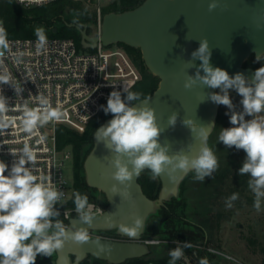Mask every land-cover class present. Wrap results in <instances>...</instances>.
Instances as JSON below:
<instances>
[{
	"label": "clouds",
	"instance_id": "obj_1",
	"mask_svg": "<svg viewBox=\"0 0 264 264\" xmlns=\"http://www.w3.org/2000/svg\"><path fill=\"white\" fill-rule=\"evenodd\" d=\"M219 6L220 0H210L208 11L213 12ZM261 27L264 25L257 23V28ZM35 36L37 51L44 50L48 43L45 29L37 27ZM11 51L7 30L0 23V85L12 87L19 96L24 89L4 68V57ZM211 54L209 41L201 39L199 47L191 53V59L186 61L189 68L196 67L194 61L197 59L201 63L196 67L195 75L187 73L184 88H211L214 91L205 94L206 98L201 102L207 99L228 109L226 115H229L231 127L219 128L217 143L245 153L238 174L248 177L253 207L260 212L264 210V53L256 54V62L261 66L251 78L239 72L230 75L220 67H213ZM19 58L18 55L16 59ZM233 91L241 97L240 108L231 99ZM150 99L125 85L122 92L113 90L106 106H100L112 118L95 131V141L102 143L111 154L110 176L116 183L110 190L113 196L119 195L121 201L132 207L131 185L145 170L153 181L164 175L175 181L192 173L194 180L204 182L220 166L216 152L208 145L210 131L207 125H200L191 118H184L181 123L190 129L192 139L199 142L198 148L187 144L174 151L170 141L162 142V134L176 126L179 113L172 112L167 119V128L161 127L155 108L149 104ZM40 105L33 109L26 104L22 109V126L28 134L38 126L62 117L60 110L53 108L47 99L41 97ZM12 110L9 98L0 89V130L7 127L9 122L4 117ZM8 151L13 157L11 165L0 160V264H36L38 255L52 257L68 243L95 244L101 252L110 253L101 238L93 237L89 231L97 217L93 211L95 205L89 202L88 195L78 191L73 193L75 224L66 225L60 219L61 212L57 207L64 206L66 193L49 178L35 174L37 158L33 149L25 144L18 152ZM238 199V193L231 194L225 200L226 208H232ZM118 227L129 238H136L145 228V218L134 215L131 223L121 222ZM152 243L159 241L152 240ZM191 247L189 241L177 242L176 247L169 250L168 264H177L184 257L185 249ZM199 264H209V261L203 258Z\"/></svg>",
	"mask_w": 264,
	"mask_h": 264
},
{
	"label": "water",
	"instance_id": "obj_2",
	"mask_svg": "<svg viewBox=\"0 0 264 264\" xmlns=\"http://www.w3.org/2000/svg\"><path fill=\"white\" fill-rule=\"evenodd\" d=\"M209 2L143 0L133 8L105 13L100 26L97 23L90 25L91 32H88V23H69L80 30L84 48H96L99 42L106 46L122 42L141 50L147 68L160 78L158 87L147 97H151L149 104L155 108L161 127L167 128V119L172 112L179 113L176 126L167 129L161 137L162 142L172 143L174 151L187 144L199 147V142L192 139L190 129L182 125L184 118L207 125L208 138L215 128L211 124L217 122L219 105L207 99L201 102L206 98L205 94L214 90L199 86L191 90L184 88L187 73L195 75L196 67L201 63L197 59L194 61L196 67L189 68L186 62L199 47L200 40L206 38L209 41L212 66L220 67L230 75L239 72L251 78L255 70L245 66V61L252 55L256 57V54L264 53V27L257 28V23L264 25V0H220V6L213 12L208 11ZM111 118L109 115L101 125ZM110 158L111 154L103 144L95 141L94 132L93 147L84 160L85 178L90 187L105 194L108 207L96 215L97 219L89 230H113L120 237H100L110 253L101 252L95 244L68 243L55 258L44 263L39 262V255L36 264H80L91 257L120 264L151 252L152 240L143 238L147 222L166 202L174 197L180 198V185L186 175L175 181H170L167 175L159 178L161 188L156 198L144 192L138 177L130 188L134 201L132 207L121 201L119 195L113 196L110 190L116 183L110 176ZM134 215L145 218V228L140 236L129 238L118 225L131 223ZM74 219L72 217L68 224H75Z\"/></svg>",
	"mask_w": 264,
	"mask_h": 264
},
{
	"label": "built area",
	"instance_id": "obj_3",
	"mask_svg": "<svg viewBox=\"0 0 264 264\" xmlns=\"http://www.w3.org/2000/svg\"><path fill=\"white\" fill-rule=\"evenodd\" d=\"M55 0H16L24 7L48 4ZM94 6L96 23L101 25L105 7L113 0H75ZM105 2V3H103ZM3 27L4 23L0 20ZM48 43L44 50L37 51L36 36L8 37L12 51L4 57V68L24 90L16 96L8 85H0L3 94L9 98L13 110L5 114L9 122L0 130V160L9 165L13 160L8 150L18 152L28 144L36 155L35 174L50 179L66 193L64 206H59L60 219L66 222L75 217L74 206L70 204L76 189L65 172L66 160L72 158L71 147L60 149L57 144V126L62 124L83 132L97 116L101 105L113 90L123 91V86L132 88L141 79V71L127 50L113 43H98L92 51L83 52L70 37L46 35ZM19 55V60L16 57ZM41 97L47 99L53 108L62 113L60 120L38 126L31 134L22 126V109L27 104L40 108ZM93 211L99 215L106 210L98 201ZM66 224V223H65ZM67 225V224H66Z\"/></svg>",
	"mask_w": 264,
	"mask_h": 264
},
{
	"label": "rangeland",
	"instance_id": "obj_4",
	"mask_svg": "<svg viewBox=\"0 0 264 264\" xmlns=\"http://www.w3.org/2000/svg\"><path fill=\"white\" fill-rule=\"evenodd\" d=\"M81 3L91 9L94 8L93 5L85 2ZM121 8L122 5L119 3L118 10L105 9L104 12L120 11ZM76 14L69 4L61 12L62 18L66 21L71 17H76ZM62 21L60 19L58 24L60 25ZM75 21L73 20L72 22ZM80 50L88 52L92 51L93 48L82 47ZM253 58L256 60L255 56ZM230 95L233 103L237 108H240L241 97L234 91ZM227 112L228 109L225 106L219 105L216 127L208 138V145L214 149L219 159V169L213 173L211 178H206L204 182L194 180L193 174L189 173L180 185L179 195L184 200L182 203H177L176 211L180 217L176 215L173 228L178 230L183 227L182 233L185 235L186 231L195 230L199 236L195 240L186 238L171 240L167 237L169 236V230L165 231L160 218L153 214L147 222L144 239L159 240L160 242L150 245L151 252L145 255L147 260H155L168 254L174 245V248L176 247L177 242L189 241L192 247L185 249L184 257L177 261V264H199L203 258H207L209 264H264V210L257 212L254 209L253 194L247 186L230 209L226 208L225 203L222 204L223 198L218 195V187L228 184L227 176L225 177L222 173L231 168L230 165L234 166V164L229 162L234 158L242 163L245 158L243 150L238 151L234 147L226 148L223 143H217L219 128L231 127L229 115H226ZM89 147L90 144L86 146V148ZM73 165V158L66 160L64 169L71 179L73 178ZM144 174L150 175L147 170H145ZM90 191L95 196L96 201L103 205L107 204V198L101 190L92 187ZM218 212H221V216H219ZM89 231L92 236L112 238L110 233L113 230ZM38 257L39 255L37 259ZM55 257L56 253L53 254L52 258ZM48 258L50 257L41 255L39 262L44 263ZM95 262V257H91L88 264H94ZM97 264L112 263L103 260Z\"/></svg>",
	"mask_w": 264,
	"mask_h": 264
},
{
	"label": "trees",
	"instance_id": "obj_5",
	"mask_svg": "<svg viewBox=\"0 0 264 264\" xmlns=\"http://www.w3.org/2000/svg\"><path fill=\"white\" fill-rule=\"evenodd\" d=\"M142 1L143 0H115L114 2L110 3V5L106 6L105 9L118 10L120 3L122 5L120 11H123L139 5ZM81 2L82 1L75 0H55L40 6L24 7L16 2V0H0V20L5 25L8 37L35 36V29L37 27H43L45 29L46 35L73 38L76 41L78 47L82 48L83 46L81 43L80 30L75 26H71L69 23L73 20H76L75 22L88 23V32H91L90 25L96 23L97 13L94 8L91 9L89 6L82 5ZM67 4H69L77 13L76 17H71L68 21L64 20L61 16V12ZM60 19L63 21L59 25L58 21ZM55 28H57L56 31H54ZM118 44L127 50L141 71V79L130 90L141 92L145 97L150 96L158 87L160 78L147 69L139 48L132 47L122 42ZM253 57V55L250 56L245 61L244 65L251 66L254 70H256L261 66V64L256 62ZM108 115H106L103 110H101L97 116L91 118L83 132H78L75 129L62 124L57 126L58 147L60 149L71 147L72 149V158L74 162L73 184L76 192L78 191L81 194H87L89 202L95 201V196L90 191L92 187L87 184L85 178L84 160L93 145L95 130L104 122ZM88 144H90V147L86 148ZM229 163L234 164V166L230 165L231 168L222 173L225 175V177L227 176L226 180H228V184L226 186L218 187V195H221L223 198L222 204H224L226 198L233 193H238L240 198L242 191L247 186L248 177L240 176L238 174V170L242 166V163L238 160H235L234 158ZM149 176L150 175L148 174L142 173L138 180L141 183L144 192L149 197L155 198L160 191L161 181L159 178L153 181L149 179ZM183 200V197L172 198V200L162 206V208L159 210V213L156 215L162 221V227L164 230H169V236L167 237H169L171 240L177 238L195 240L199 236L195 230L186 231L185 235L182 233L183 227L179 228L178 230L173 228L175 217L176 215L179 216L176 211L178 206L177 203H182ZM70 204L74 206L72 199ZM105 207H108V201ZM219 216H221V212L219 213ZM65 223L68 224V220H66ZM143 238H145V235ZM169 259L170 257L168 254L160 256L155 260H147L145 256H143L129 259L120 264H168ZM95 261L96 262L94 264H97L103 260L95 258ZM88 263L89 259L86 258L80 264Z\"/></svg>",
	"mask_w": 264,
	"mask_h": 264
},
{
	"label": "flooded vegetation",
	"instance_id": "obj_6",
	"mask_svg": "<svg viewBox=\"0 0 264 264\" xmlns=\"http://www.w3.org/2000/svg\"><path fill=\"white\" fill-rule=\"evenodd\" d=\"M110 236H112V238H114V239H119L120 237L117 235V234H115L114 232H111L110 233ZM157 241H159V240H157ZM160 242V241H159ZM154 244V243H153ZM74 257V256H73ZM50 259H52V257L51 258H48V260H50ZM48 260H46V261H48Z\"/></svg>",
	"mask_w": 264,
	"mask_h": 264
}]
</instances>
